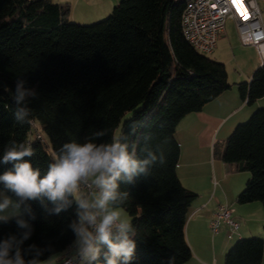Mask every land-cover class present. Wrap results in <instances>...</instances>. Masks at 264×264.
I'll use <instances>...</instances> for the list:
<instances>
[{
    "label": "trees",
    "instance_id": "16d2710c",
    "mask_svg": "<svg viewBox=\"0 0 264 264\" xmlns=\"http://www.w3.org/2000/svg\"><path fill=\"white\" fill-rule=\"evenodd\" d=\"M185 1L120 0L106 19L80 25L68 20L67 3L0 0V156L11 140L30 146L34 155L25 159L41 177L66 143L100 145L119 138L138 160L156 156L146 174L118 181V198L109 204L124 210L131 222L128 236L136 249L130 264H186L190 259L185 224L198 195L177 176L175 133L183 117L231 86L223 63L185 41ZM20 81L32 93L24 102L30 124L14 116L18 105L12 97ZM237 90L248 105L264 96V62ZM212 155L250 174L237 203L258 202L264 209V107L216 142ZM8 170L11 163L0 165V174ZM0 190L20 202L2 184ZM77 201L69 194L59 213L47 197L20 202L17 216L0 219V242L11 237L18 242L30 231L18 244L22 258L26 264L47 262L77 238L71 227L78 222ZM18 220L29 228H20ZM98 246L99 257H87L84 264H107V245ZM263 251L264 238H239L224 264H262Z\"/></svg>",
    "mask_w": 264,
    "mask_h": 264
},
{
    "label": "crops",
    "instance_id": "0c3cea01",
    "mask_svg": "<svg viewBox=\"0 0 264 264\" xmlns=\"http://www.w3.org/2000/svg\"><path fill=\"white\" fill-rule=\"evenodd\" d=\"M64 1L67 2L53 0L56 3ZM68 1L71 4L69 16L72 15L77 21L79 18L88 20L101 18L111 12L112 7L120 0ZM258 7L264 33V0L258 2ZM74 10H77L75 15ZM227 21L232 24L231 32L226 34L225 23L214 51L218 47H225L232 54L230 62L236 66L233 77L229 75L225 66L227 81L231 86L206 103L199 112L183 117L175 133L180 148L177 176L183 187L198 195L189 208L185 224V238L191 251V257L186 264H224V255L232 246L227 242L226 230L222 227L217 234H212L209 230V222L219 206L232 209V216L239 223L234 239L264 236V210L261 204H255L258 202L238 204L236 201L237 195L245 185L241 174H238L241 172L212 155L216 142L226 140L238 124L247 120L256 109L264 107V96L248 105L240 98L237 90V84L248 82L253 71L264 62V57L254 47L243 45L234 21ZM214 51L210 55L214 54ZM77 191L79 197L85 196L89 201L99 193V189H94L90 194H85L79 189ZM256 214L257 218L254 217ZM79 250L80 248L71 246L67 251L51 257L43 264H59L65 254L76 255Z\"/></svg>",
    "mask_w": 264,
    "mask_h": 264
},
{
    "label": "clouds",
    "instance_id": "9594fccd",
    "mask_svg": "<svg viewBox=\"0 0 264 264\" xmlns=\"http://www.w3.org/2000/svg\"><path fill=\"white\" fill-rule=\"evenodd\" d=\"M23 81L17 83L13 99L18 105L15 120L20 123H31L28 119L30 110L24 106L26 96ZM96 135H103L97 133ZM34 151L30 146L11 140L0 156V165L12 164V170L0 174V184L9 190L20 202L40 200L42 197L57 204L55 211L59 213L64 207L69 194H75L82 182H91L99 193L91 201L78 198V222L71 227L76 234L75 243L86 257L95 260L100 255L98 245H107V264H130L136 249V243L128 233L132 231L131 222L122 218L121 213L108 211L110 202L118 198V181L131 182L135 175L147 173V166L156 160L149 153L150 159L138 160L135 151L129 152L127 143L115 139L112 143L97 145L92 142L78 144L66 143L60 154L48 166L47 173L41 177L38 169H34L26 157H32ZM160 163H164L161 158ZM20 202H13L5 197L0 202V213L10 206L18 210ZM59 202V203H58ZM0 219H7L0 216ZM20 228H29L27 221H17ZM25 232L20 241L15 237L0 242V264H26L22 258L18 244L30 236ZM27 264H40L38 260H30Z\"/></svg>",
    "mask_w": 264,
    "mask_h": 264
},
{
    "label": "built area",
    "instance_id": "2783aa9c",
    "mask_svg": "<svg viewBox=\"0 0 264 264\" xmlns=\"http://www.w3.org/2000/svg\"><path fill=\"white\" fill-rule=\"evenodd\" d=\"M259 1L261 0H186L181 15L182 35L195 51L210 55L226 21L232 20L238 29L241 43L254 47L264 57ZM79 188L87 194L94 190L89 182H82ZM232 214V209L219 206L209 222L210 232L217 234L224 227L226 239L233 240L237 236L239 223ZM80 260H83V254H79L76 259L67 253L61 264H80Z\"/></svg>",
    "mask_w": 264,
    "mask_h": 264
},
{
    "label": "rangeland",
    "instance_id": "374dc122",
    "mask_svg": "<svg viewBox=\"0 0 264 264\" xmlns=\"http://www.w3.org/2000/svg\"><path fill=\"white\" fill-rule=\"evenodd\" d=\"M63 3H67V4H69V6H70V10H71V4H70V2L67 0V2L66 1H64ZM114 7V6H113ZM113 7H112V9H113ZM112 11V10H111ZM71 12V11H70ZM75 12H77V10H74L73 11V15H75ZM110 13L111 12H109L108 14H106V15H104V16H102L101 18H98V19H96V20H88L87 18H79V19H77V21L76 20H74V18H72L73 16L71 15V16H68V20L70 21V22H74V23H77V24H80V25H90V24H92V23H95V22H98V21H101V20H104V19H106L109 15H110ZM70 15V14H69ZM231 22L230 21H227L226 22V25H225V28H226V34H229L230 32H231ZM231 56H232V54L228 51V50H226L225 49V47H218V49L217 50H215L214 51V54H212V55H208V57H211L212 59H217L216 61H219V62H221V63H223L225 66H226V68H227V70H228V73H229V75L230 76H232L233 77V74H234V70L236 69V66H235V64L234 63H232V62H230L231 60ZM229 76V77H230ZM263 108V107H262ZM247 120H248V118H247ZM247 120H245L244 122H246ZM244 122H242V123H244ZM33 137V135H29V138L30 139H33L32 138ZM238 174H241V178H243V180H244V183L246 182V180L248 179V177H249V173L248 172H241V173H238ZM89 183H91L90 181H89ZM92 184V183H91ZM93 185V188L94 189H98L94 184H92ZM1 192V194H0V202H2L3 201V199L5 198V197H7V198H9V199H11L13 202H15L11 197H9V196H7L6 194H4V193H2V191H0ZM74 196H75V198H79V193H78V191L74 194ZM255 204H260V203H255ZM108 211H112V210H115V209H112L110 206H108V209H107ZM118 212H120L121 213V216H122V218H125V219H127V220H129V217H128V215H127V213L124 211V210H122V209H116ZM264 210V209H263ZM264 212V211H263ZM19 214V211L18 210H16V209H13L11 206L8 208V209H6L3 213H0V216H6L7 218H12V217H15V216H17ZM257 214L254 216V217H256L257 218ZM251 237H257V238H263L264 236H251ZM77 239V238H76ZM237 239H233V240H231V241H228L227 240V242L230 244V245H233V243L236 241ZM76 241V240H75ZM72 247H77V248H79V246L74 242V244L72 245ZM84 259L83 260H80L79 261V263L80 264H83V262H84V260L87 258L85 255H84V257H83Z\"/></svg>",
    "mask_w": 264,
    "mask_h": 264
}]
</instances>
